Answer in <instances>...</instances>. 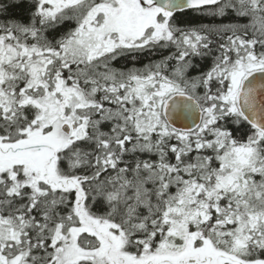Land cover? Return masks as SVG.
<instances>
[{"label": "snow or ice", "instance_id": "6c2138e0", "mask_svg": "<svg viewBox=\"0 0 264 264\" xmlns=\"http://www.w3.org/2000/svg\"><path fill=\"white\" fill-rule=\"evenodd\" d=\"M0 17V264H264V0Z\"/></svg>", "mask_w": 264, "mask_h": 264}, {"label": "trees", "instance_id": "16d2710c", "mask_svg": "<svg viewBox=\"0 0 264 264\" xmlns=\"http://www.w3.org/2000/svg\"><path fill=\"white\" fill-rule=\"evenodd\" d=\"M22 2L26 5L27 4V0H22ZM12 12L17 15V16H26L27 15V10L26 7H20V8H15L12 10ZM2 18V17H0ZM188 19H194V17H192L191 15L188 17ZM203 22H207V20L205 19ZM160 58L159 53L156 54H144V58H143V62L147 63L149 60H157Z\"/></svg>", "mask_w": 264, "mask_h": 264}]
</instances>
